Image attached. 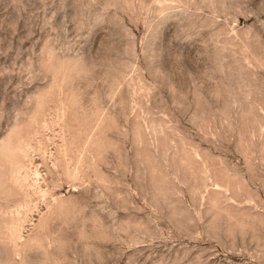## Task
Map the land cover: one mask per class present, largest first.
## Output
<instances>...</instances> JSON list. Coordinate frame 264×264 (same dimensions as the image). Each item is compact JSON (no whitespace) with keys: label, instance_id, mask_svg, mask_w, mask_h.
<instances>
[{"label":"rangeland","instance_id":"obj_1","mask_svg":"<svg viewBox=\"0 0 264 264\" xmlns=\"http://www.w3.org/2000/svg\"><path fill=\"white\" fill-rule=\"evenodd\" d=\"M0 264H264V0H0Z\"/></svg>","mask_w":264,"mask_h":264}]
</instances>
